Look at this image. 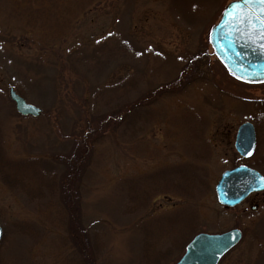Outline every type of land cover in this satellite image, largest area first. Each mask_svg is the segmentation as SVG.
Listing matches in <instances>:
<instances>
[{
	"label": "rangeland",
	"instance_id": "rangeland-1",
	"mask_svg": "<svg viewBox=\"0 0 264 264\" xmlns=\"http://www.w3.org/2000/svg\"><path fill=\"white\" fill-rule=\"evenodd\" d=\"M229 1L0 0V264H173L231 228L218 264H264V190L234 207L214 190L239 164L264 176V82L208 42Z\"/></svg>",
	"mask_w": 264,
	"mask_h": 264
},
{
	"label": "water",
	"instance_id": "water-1",
	"mask_svg": "<svg viewBox=\"0 0 264 264\" xmlns=\"http://www.w3.org/2000/svg\"><path fill=\"white\" fill-rule=\"evenodd\" d=\"M233 4H239V8L234 10ZM250 7L244 0L227 3L219 21L210 29L208 41L215 56L231 75L246 82H263L264 40L259 38L258 33L245 34L246 25L237 24L239 16L246 14ZM254 8L258 10L259 5ZM234 11L237 19L230 15ZM8 95L21 115L40 114L39 107L27 103L12 87L9 88ZM234 147L241 156L248 157L252 154L255 136L251 123L244 122L238 126ZM263 189L264 177L245 165L223 171L214 187L218 202L225 206L238 204L250 192ZM1 238L0 227V240ZM240 238L241 232L237 228L220 233H197L186 244L183 254L174 264H217L220 257Z\"/></svg>",
	"mask_w": 264,
	"mask_h": 264
},
{
	"label": "snow or ice",
	"instance_id": "snow-or-ice-1",
	"mask_svg": "<svg viewBox=\"0 0 264 264\" xmlns=\"http://www.w3.org/2000/svg\"><path fill=\"white\" fill-rule=\"evenodd\" d=\"M244 3L250 5L249 11L246 14L236 18L235 11L230 13L233 19H237V24H245V34L258 33L259 38L264 40V0H244ZM259 5L258 10L254 8L255 5ZM233 9L239 8V4H233ZM139 55V53H137Z\"/></svg>",
	"mask_w": 264,
	"mask_h": 264
},
{
	"label": "trees",
	"instance_id": "trees-1",
	"mask_svg": "<svg viewBox=\"0 0 264 264\" xmlns=\"http://www.w3.org/2000/svg\"><path fill=\"white\" fill-rule=\"evenodd\" d=\"M129 112H130V109H128V110L126 109V110L124 111V114H125V113L128 114ZM121 118H122V117H120L119 120H121ZM68 211H69L68 214L70 215V218H72V220H73V219H74V213H73L72 209H70V210L68 209ZM74 221H75V223H76V220H74ZM74 232H76V231H74ZM80 251H81V252L84 251V254H85V251H86V250H85V248H83V249H81ZM85 257H86L87 260H88V261H87V264H91V263H90V259H89V254H86Z\"/></svg>",
	"mask_w": 264,
	"mask_h": 264
},
{
	"label": "flooded vegetation",
	"instance_id": "flooded-vegetation-1",
	"mask_svg": "<svg viewBox=\"0 0 264 264\" xmlns=\"http://www.w3.org/2000/svg\"><path fill=\"white\" fill-rule=\"evenodd\" d=\"M251 194H252V193H251ZM251 194H249L248 196H246V197L244 198L243 201L248 200V197H249ZM254 205L256 206V204H254Z\"/></svg>",
	"mask_w": 264,
	"mask_h": 264
}]
</instances>
